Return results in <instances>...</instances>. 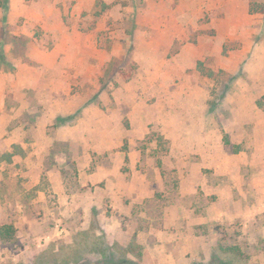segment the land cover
<instances>
[{
    "label": "rangeland",
    "instance_id": "rangeland-1",
    "mask_svg": "<svg viewBox=\"0 0 264 264\" xmlns=\"http://www.w3.org/2000/svg\"><path fill=\"white\" fill-rule=\"evenodd\" d=\"M0 264H264V0H0Z\"/></svg>",
    "mask_w": 264,
    "mask_h": 264
},
{
    "label": "trees",
    "instance_id": "trees-1",
    "mask_svg": "<svg viewBox=\"0 0 264 264\" xmlns=\"http://www.w3.org/2000/svg\"><path fill=\"white\" fill-rule=\"evenodd\" d=\"M17 228L13 224H5L0 227V241L11 242L16 239Z\"/></svg>",
    "mask_w": 264,
    "mask_h": 264
}]
</instances>
